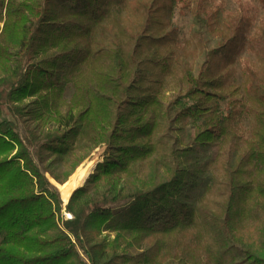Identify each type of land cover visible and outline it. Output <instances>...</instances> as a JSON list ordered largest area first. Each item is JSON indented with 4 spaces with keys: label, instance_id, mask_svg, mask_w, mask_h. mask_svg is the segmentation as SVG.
<instances>
[{
    "label": "trees",
    "instance_id": "trees-1",
    "mask_svg": "<svg viewBox=\"0 0 264 264\" xmlns=\"http://www.w3.org/2000/svg\"><path fill=\"white\" fill-rule=\"evenodd\" d=\"M124 1L0 0V264H264V75L225 74L248 24L156 0L114 33ZM185 8L220 37L198 76L175 70ZM173 77L184 92L166 105ZM100 143L111 154L64 208L47 175L63 184Z\"/></svg>",
    "mask_w": 264,
    "mask_h": 264
},
{
    "label": "rangeland",
    "instance_id": "rangeland-1",
    "mask_svg": "<svg viewBox=\"0 0 264 264\" xmlns=\"http://www.w3.org/2000/svg\"><path fill=\"white\" fill-rule=\"evenodd\" d=\"M209 1L213 4V12H215L217 7H219L217 15L218 25L216 26V28L218 27L220 30L225 31V26H230L233 19H243L244 23H246L245 25L247 26L248 24L247 34L244 33V39H240V42L236 47V49H238H235L236 51L233 52L232 62L226 65L225 74L227 75V80L231 81V83H233L235 86L242 87L245 81L248 80V69L255 71L257 75L262 77L264 75V41L261 40L259 35H261L262 31H264V0ZM124 2V6L121 7V9L118 11V14L114 15V17L106 25V29L108 28L114 33H119L118 31L120 28H123L124 30H126V32L139 30L141 24H144V16L141 11L138 10V3L143 2L150 7V5L156 2V0H125ZM174 13V20L176 22L174 32V39L176 40L174 44L176 51L175 70L178 73H181L182 69H184L185 67H190L193 69L194 75L198 76L204 69L206 70L208 67V62L206 60L207 53H209V51L218 49V47L220 46V37L217 33L212 32V27L210 26H206L205 28L198 27L195 21V16L190 9H178L175 10ZM168 31L169 29L167 28V31H165V33L169 35ZM121 41L124 43L123 37H121ZM182 92H184V85L181 81V78L173 77L169 79L168 85L162 90L161 97L163 102L167 105L174 101V99ZM71 95L72 92H69L67 94L66 99L68 101L70 100ZM252 126L253 119H250L249 121H247L245 128L247 130H251ZM191 134L192 135L190 136L189 133L184 132L185 139H188L187 141L190 143L193 142L194 138L193 130L191 131ZM100 144L94 147V149L82 161L80 166L90 157V155ZM204 149L206 151V158H215L218 153L217 147H209ZM111 152L112 149L110 147V151L107 156H109ZM81 155L83 154H76L72 162L81 157ZM104 158L102 159V161L104 160ZM102 161H100L99 163H101ZM226 161L227 158H222L219 166L215 168L217 169V171L215 170L214 172L223 173V166L225 165ZM69 168V165L68 167H57L56 172L59 175L63 176ZM75 172H73L67 180H69ZM49 176L50 175L48 174L47 177L50 181ZM67 180L64 183H66ZM214 185L215 188L212 192L214 194V199H222V196L220 194L222 185H218V183ZM65 207L66 206L64 205V208ZM68 215L69 214L65 215L66 218H68ZM129 252L130 254H139L141 251L131 250Z\"/></svg>",
    "mask_w": 264,
    "mask_h": 264
},
{
    "label": "bare ground",
    "instance_id": "bare-ground-1",
    "mask_svg": "<svg viewBox=\"0 0 264 264\" xmlns=\"http://www.w3.org/2000/svg\"><path fill=\"white\" fill-rule=\"evenodd\" d=\"M110 151V145L107 143H101L90 157L84 162L82 167L64 184H60L49 176L50 181L62 192L63 198L67 203L73 193L81 187L93 172L95 166L102 161V159L108 155Z\"/></svg>",
    "mask_w": 264,
    "mask_h": 264
},
{
    "label": "water",
    "instance_id": "water-1",
    "mask_svg": "<svg viewBox=\"0 0 264 264\" xmlns=\"http://www.w3.org/2000/svg\"><path fill=\"white\" fill-rule=\"evenodd\" d=\"M83 164H84V163H83ZM83 164H82V165H83ZM82 165H81L80 167H82ZM80 167L76 170V172L80 169ZM76 172H75V173H76ZM75 173H74V174H75ZM92 173H93V172H92ZM92 173H91V174H92ZM74 174H73V175H74ZM91 174H90V175H91ZM89 177H90V176H89ZM89 177H88V178H89ZM87 180H88V179H87ZM87 180L85 181V183L87 182ZM67 181H68V180H67ZM85 183H84L81 187H83V186L85 185ZM53 186H54V187L56 188V190L59 192V194H60V199H61L63 205H65V206L68 205V203H69L70 200L66 203L65 200H64V198H63L62 192L59 191L55 185H53ZM81 187H79V188H81ZM79 188H78V189H79ZM78 189H77V190H78ZM73 194H74V193H73ZM71 197H72V196H71ZM70 199H71V198H70Z\"/></svg>",
    "mask_w": 264,
    "mask_h": 264
},
{
    "label": "built area",
    "instance_id": "built-area-1",
    "mask_svg": "<svg viewBox=\"0 0 264 264\" xmlns=\"http://www.w3.org/2000/svg\"><path fill=\"white\" fill-rule=\"evenodd\" d=\"M68 218H71V215H68Z\"/></svg>",
    "mask_w": 264,
    "mask_h": 264
}]
</instances>
